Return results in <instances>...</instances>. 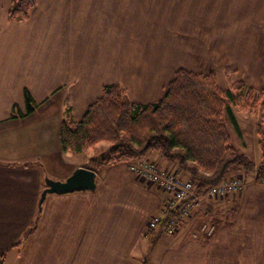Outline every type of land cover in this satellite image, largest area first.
<instances>
[{"label": "crops", "instance_id": "crops-1", "mask_svg": "<svg viewBox=\"0 0 264 264\" xmlns=\"http://www.w3.org/2000/svg\"><path fill=\"white\" fill-rule=\"evenodd\" d=\"M15 2L0 0L3 264H8V255L9 264L16 259L22 264L24 256L39 257L41 264H264V181H258L256 172L245 176L238 194L206 201L156 251L163 231L158 227L151 231L147 223L152 215L163 214L168 193L136 180L127 163L96 168L86 164L64 151L59 138L66 108L79 119L101 94L103 85L112 83L107 77L112 59H127L128 46L122 40L109 54L90 59L81 56L83 50L102 43L105 33L140 30L150 21L155 25L162 21L174 31V23L193 26L192 17L217 16V23H212L217 32L231 31L235 37L247 42L253 39L264 48V0H39L24 20L10 17ZM207 25L200 29L208 31ZM79 33L84 34L75 39L74 34ZM222 60L221 67L214 70L217 74L223 73L225 65L231 66L236 77L246 79L250 86H264V59ZM184 68L208 70L190 65ZM26 92L35 102L29 114ZM235 119L241 138L242 126ZM144 158L177 168L154 152ZM81 166L96 171V189L47 194L39 209L45 176L64 180ZM124 188L138 199L135 207L124 200L122 204L138 207L135 213L139 216L115 210L119 200L113 201L114 192ZM205 222L214 226L213 232L194 239L192 233Z\"/></svg>", "mask_w": 264, "mask_h": 264}, {"label": "trees", "instance_id": "trees-1", "mask_svg": "<svg viewBox=\"0 0 264 264\" xmlns=\"http://www.w3.org/2000/svg\"><path fill=\"white\" fill-rule=\"evenodd\" d=\"M39 0H16L10 10L14 20H24ZM264 93L257 94L243 80L222 89L214 72L178 68L158 101L131 100L118 83L103 85L101 94L86 108L79 120L70 109L61 120L59 138L66 152L80 153L100 141L111 143L98 163L115 165L135 162L150 152L174 161L188 173L198 193L220 183L237 168L246 174L257 170L264 181ZM27 114L35 109L31 95L25 93ZM261 104L263 114L259 132L262 158L252 159L231 145V134L224 121L227 114L239 130L232 106L254 112ZM183 176V172L181 173ZM166 219L157 227L164 231ZM153 231V228H148ZM21 241H18L19 244ZM4 256L0 259L3 264Z\"/></svg>", "mask_w": 264, "mask_h": 264}, {"label": "rangeland", "instance_id": "rangeland-1", "mask_svg": "<svg viewBox=\"0 0 264 264\" xmlns=\"http://www.w3.org/2000/svg\"><path fill=\"white\" fill-rule=\"evenodd\" d=\"M148 18L152 19L151 16H148ZM207 18L210 20L209 23H207L206 21ZM161 19H167V17L162 16ZM192 20H195L193 26H186L185 22L184 25L178 26L173 22L174 25L172 26L174 27V29L177 28L174 31L168 30V27L171 26L168 24H161L162 21L161 23L158 22L159 25H155V23L150 21L145 22L146 24L143 26L144 28L140 30H132L127 33L107 32L105 33L107 37L102 43L100 42L96 45L93 44L91 48L83 50L81 52V56H84L86 59H90L92 57H100L104 54H109L110 51L114 52L117 47H119L120 41L122 40V44L128 46L127 59H112V70L109 71L107 77L108 79H110L108 81L120 84L126 90V94L128 95V97L136 102L147 103L158 101L162 96H164L167 90V85L174 76L176 70L181 67L184 68L187 65L208 69L204 73L214 72L216 74V83L222 89H227L234 82L243 80L245 85L251 87L257 94L264 93V86L260 85V88L252 87L248 84V81L246 79L244 80L241 78H237L234 68L231 66L225 65L223 67L225 70H223V73L221 74H217L215 72L217 68L219 69L221 67L222 64L220 62L223 61L222 59H225V61L231 60V62H233L234 59H264V48L257 45L258 42L253 41V39L247 42L246 39L235 37L236 34L231 31L224 33L217 32L215 29H213L215 25H212V23H217V16H195L192 17ZM167 22L170 21H168L167 19ZM206 24H208L207 26L209 30L202 31V29L200 28L202 26H206ZM165 28L167 29L165 30ZM83 34L84 33L74 34L73 37L76 39L78 36H82ZM67 52L68 51L65 49L66 54ZM94 52L95 54L93 55ZM256 76L257 75H255V77ZM252 79L253 81L256 80L254 78ZM93 101H91V103ZM232 108L233 114L235 115V117H237L240 125L242 126L243 137L240 138V136L238 135V131L234 127L229 116L227 114H224V121L228 126L231 134V145L234 148L239 149L250 159H252L257 169V166L259 165L263 155L261 146L259 144L261 137V134L259 132V125L262 122L261 116L263 114L261 104L258 105L257 110L254 112L242 109L238 106H232ZM68 109L69 108H66V112L64 113V115L68 112ZM70 115L73 118L71 112ZM246 116L249 118L244 119L243 117ZM110 146V142L100 141L94 147H91L84 152L73 153L75 155L73 157L81 161L85 160L86 164L94 166L96 168L98 166H101L102 163L95 162L94 164V161L92 160H99L102 154L105 153ZM73 154H69L70 157H72ZM148 154L145 157H148ZM149 159V161H151L152 158ZM66 160H69L68 157L66 158ZM171 162L177 165L176 162ZM174 169L180 171V173L183 172L184 174L189 175L183 170H179V167ZM236 170L238 169L235 168L234 170L229 172L226 177L241 179L243 181L244 187L246 179L245 176L250 173L246 174L242 170H239L240 173H237ZM254 172L257 173V170H255ZM134 177L140 182L143 181L137 178L135 175ZM184 178L188 177L184 176ZM126 184L127 183H124L123 185ZM115 186L116 185L113 184L111 185L113 189H115ZM114 196H116V199H114L113 201L119 200V202L117 203L118 207L117 209H115L116 211H120L121 213H124L126 211L135 213V210L138 207L127 208V204L124 205L122 204V202L124 200L131 206L135 207V203L137 201L136 199H138V197H136L137 195H135L127 188H124L122 190H119L118 192H114ZM135 214L139 216V213ZM115 216L116 215L113 214L114 218ZM129 217L133 216L129 215ZM25 235L26 234H24V236ZM171 237L172 236H169L166 233H162L160 242L154 250H159L161 246L163 248L164 245L168 243L169 239H171ZM10 257L11 255H8V264ZM144 258L145 257H142V263H145ZM22 259V264H41L39 262V257L36 256H24ZM17 263H19L18 259L14 261V264Z\"/></svg>", "mask_w": 264, "mask_h": 264}, {"label": "built area", "instance_id": "built-area-1", "mask_svg": "<svg viewBox=\"0 0 264 264\" xmlns=\"http://www.w3.org/2000/svg\"><path fill=\"white\" fill-rule=\"evenodd\" d=\"M127 165L137 178L153 183L168 193L163 214L150 217L147 223L148 228H155L166 219L164 231L168 235L175 234L184 221L191 219L206 201L236 195L243 187L241 179L226 177L220 183L198 193L192 179L184 178L175 169L161 167L157 161L141 158ZM213 229V225L202 223L199 230L192 233V237L196 239L201 234L210 235Z\"/></svg>", "mask_w": 264, "mask_h": 264}, {"label": "water", "instance_id": "water-1", "mask_svg": "<svg viewBox=\"0 0 264 264\" xmlns=\"http://www.w3.org/2000/svg\"><path fill=\"white\" fill-rule=\"evenodd\" d=\"M97 173L87 167H77L64 180L45 176V188L41 192L39 209L47 194H67L74 192L93 191L97 187Z\"/></svg>", "mask_w": 264, "mask_h": 264}]
</instances>
